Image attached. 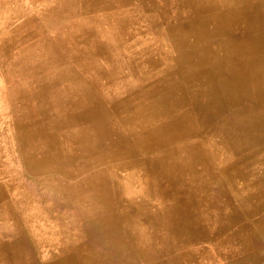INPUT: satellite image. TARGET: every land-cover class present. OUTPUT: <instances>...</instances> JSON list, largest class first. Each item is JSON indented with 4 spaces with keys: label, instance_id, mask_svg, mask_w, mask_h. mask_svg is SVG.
I'll return each mask as SVG.
<instances>
[{
    "label": "rangeland",
    "instance_id": "obj_1",
    "mask_svg": "<svg viewBox=\"0 0 264 264\" xmlns=\"http://www.w3.org/2000/svg\"><path fill=\"white\" fill-rule=\"evenodd\" d=\"M58 1L0 0V264H47L65 256L68 264H83L77 249H54L65 241L99 246L92 242V235L81 231L88 220L87 226H96L93 222L98 217L107 225L104 234L95 238L124 237L129 251H141L140 264H249L255 256L264 255V229L260 227L264 222V138L259 127L250 129L252 139L241 126L264 119V103L238 116L239 128L233 127L234 132L220 127L223 117L244 106L221 108L203 127L196 118L188 120L189 112L184 115L188 107L150 122L131 123L127 118L137 109L126 104L143 94H147L146 101L155 92L163 93L157 86L180 82L182 76L172 74L175 66L169 67L161 58H156L150 76L131 71L120 76L118 72L129 67L122 57L116 58L120 69L111 82L103 81L91 59L101 61V67L107 60L98 57L97 48L93 47L96 54L90 58L85 45L67 41L64 29H73L69 18L58 24L64 25V32L62 44L57 42L62 32L55 20L64 13L56 16L46 10ZM113 1L122 7L120 2L125 0ZM83 9L77 11L81 17ZM145 23L148 35H142L145 43H139L144 46L151 41L163 56L159 32ZM98 32L101 44L120 54L123 48L111 28L105 25ZM83 35L76 32L77 37ZM8 40L13 49L3 45ZM115 54H110L111 60L119 56ZM20 57L26 59L23 74H19ZM177 93L187 99L182 89ZM147 109L141 106L138 113L145 114ZM175 127L176 137L170 138ZM30 153H42L36 162L41 167H46L43 154L54 157L46 174H25L23 160ZM228 164H234V169L224 176ZM25 236L26 249H17L4 259L9 255L4 247ZM109 245L105 251H111ZM114 252V259L122 264L136 260Z\"/></svg>",
    "mask_w": 264,
    "mask_h": 264
},
{
    "label": "bare ground",
    "instance_id": "obj_2",
    "mask_svg": "<svg viewBox=\"0 0 264 264\" xmlns=\"http://www.w3.org/2000/svg\"><path fill=\"white\" fill-rule=\"evenodd\" d=\"M36 1L42 2L43 0H36ZM117 4H118V2H115L113 0H59L57 3H55L51 7H49L46 10V12L47 13H54L56 16L58 15L59 11H62L64 13L61 17L59 16L60 17L59 19L55 20V23H57L56 24L57 28H59L61 30L60 32H62L59 35V39H58L59 41H57L58 43L62 44L63 32L65 30L68 33L67 41L71 42L74 46L75 45H85V47L89 48L88 56L90 58L93 57L94 54H96L95 49H93V47L98 49L97 50V52L99 54L98 57H100L101 59H104V61L107 60V61H105L106 63L104 64V67H101V64H102V63H100L101 61H94V59H91V60H92V63L96 66L95 72L97 73V75L99 77H101L103 79V81L106 80V82H109L112 75L115 74L116 69L119 68L118 67L119 65H117V62H116V58H122L123 57L126 59L125 61H127L129 64L128 68L126 67L122 71L118 72V74L120 76H126L128 71H131L133 74H136V75H139L140 73H142V74L148 73L146 76H150L149 73H153L152 69L156 65V58H158V59L161 58L160 60H165V62L167 63V65L169 67H171V65H172V67L175 66L176 69L172 70L173 71L172 74L179 76V78L181 75L182 76L181 79H183V80L180 82L178 80H177V82L176 81H172L171 83L167 82L164 85L162 84V85L157 86V87H161L165 91L163 93L155 92L154 94L149 95L150 97L146 101H144L145 100L144 98L147 94H143L142 98H138V99L136 98L134 103H132L133 102L132 101L131 103L126 104V107H128L130 105L131 107H134L137 109L134 113L129 115V117L127 118V121L129 120L131 123H137V124H140L143 122H148V121L150 122V121H153V120L159 118L160 116H162L166 113L174 111L177 108L188 107V110L185 111L184 115L187 112H189V114L187 116L188 120L191 121V118H196L197 123H200L203 127V125L208 120H211L213 117H216V116H218V114H220L221 108L233 107L236 105L244 106L242 109H236V111H235V109H233V110L229 111L227 113L226 117L222 116L224 119L223 120L224 125L222 124V125H220V127L223 130H226L227 128H229L228 131L234 132L233 127L235 128L236 131L239 128V126H238V128L236 126V120H237L238 116H240L241 114H243L244 112L249 111V110H257V107L259 105H261L262 103H264V0H175V1L174 0H125V1L120 2V5L122 7H120L119 4L118 5ZM81 8L82 9L84 8L83 13H82L83 14L82 17L79 16L77 13V11ZM64 17H66L67 19L69 18L68 21H72V23H73L72 24V28H73L72 30H67L68 26L63 30L64 25H58V24L65 23V22H63ZM142 19H143V22H141ZM35 20H36V18H35ZM144 20L149 22L150 27H155L157 29V31L159 32V36H160L159 43H160V45L163 46L161 49V51L163 52V56L159 53L157 48L154 47V44L151 41H149V43L145 44L144 46H142L139 43V41H141L142 43H145V40H143V37H141V36L146 35V38H147V35H148V34H146L147 24L146 23L144 24ZM17 25H19V24H17ZM105 25L107 27L109 26V28H111V31L114 34L115 41L117 42V45H119L123 48V50L120 52V54H118V53L115 54L114 52H112V50L106 49L107 44H101V42H100L101 34L98 31L100 30V28H103V26H105ZM151 29H153V28H151ZM77 31H81V32L85 33V35L77 37L76 36ZM44 35H45V33H44ZM75 37L77 39H74ZM19 42H20V40H19ZM81 43H83V44H81ZM3 45L7 46L8 49L14 48L11 40L6 41V43H4ZM136 45L141 46V48L138 46H137L138 48H136ZM147 45H149V46H147ZM2 48H4V47H2ZM141 50H142V52H141ZM157 53H158V55H157ZM110 54H115V55H119V56H116L113 60H111ZM144 57H147V60H142V59H144ZM20 59H21L20 63H19L20 66H18V68H20L19 74L20 73L23 74V72H25V66H26V62L24 60H26V59H24L23 57L22 58L20 57ZM0 67H1V65H0ZM26 72H28V71H26ZM3 74H5V72ZM22 76H24V75H22ZM115 76H117V75H115ZM134 80H135V78H134ZM5 81H6V79H5ZM107 86H108V84H107ZM157 87H155L154 89L157 90ZM179 89L183 90V93H185L187 95V99H181L179 97V95H178L179 93H177V91ZM157 91H160V89H158ZM159 94L161 96H158ZM22 97H23V95L20 98H22ZM150 99H152V100H150ZM32 100H33V98H32ZM141 106L148 108L147 112L145 114L138 113ZM158 109H161V111H164V113L160 114V115L152 113L153 111H156ZM10 113H11V111H10ZM118 113H119V111H118ZM166 119H168V117H166ZM228 123H229V125H228ZM232 123H233V125H232ZM151 124H153V123H151ZM241 126L244 128L243 130H246L244 132L250 131V129L255 127V126L259 127L261 130V138H264V119L256 118L254 120H251L250 123H247L245 126L244 125H241ZM177 128L178 127L173 128L174 132L172 133L170 138L176 137L175 133H177V131H178ZM66 133H67V131H66ZM22 134L25 135V132H23ZM248 135L251 136L252 139H254L252 131H250L248 133ZM141 137H142V135H141ZM122 138H123V136H122ZM135 138H136V136H135ZM150 138L152 139V136ZM67 140H69V139H67ZM110 141H111V139H110ZM154 144H155V142H154ZM164 145H165V143H164ZM115 146H118V145H115ZM169 147H171V146H169ZM149 148H151V147H149ZM29 149L31 150L32 147L30 146ZM56 149H57V147H56ZM132 150L134 151V149H132ZM253 151L256 152V150H253ZM41 154L42 153L34 156L30 153V157L23 160V167L22 168H23V171L25 172V174L27 176L46 174L47 171L49 170V168L53 165V163H51V162L54 161V157H51L50 155L48 156L45 154H43V155L45 157L46 167H41L40 164H37L36 163L37 159L39 158V156ZM243 155H244V153H243ZM52 156H53V154H52ZM195 157H197V156L195 155ZM243 159H245V158H243ZM248 163H250V162H248ZM108 165L109 164H107V166ZM119 167H120V165H119ZM90 168H92V167H90ZM233 169H234V164L229 165V166H225L223 169V172L225 174L224 176H226L227 173L229 171H232ZM197 170L199 171V169H197ZM74 173L76 174V172H74ZM70 174H72V173H70ZM76 176H77V174H76ZM230 178H231V176H230ZM12 184H14V183H12ZM106 185H108V184H106ZM121 186H123V185H121ZM149 186L151 187L150 184H149ZM72 193L73 192H71V194ZM118 193H119V191H118ZM257 195H259V194H257ZM70 196H72V195H70ZM196 197H199V196H196ZM248 197H250V196H248ZM176 205L177 204H175V206ZM197 206H199V205H197ZM83 208H85V207H83ZM206 215H208V214H206ZM190 216H192V215H190ZM202 216H204V215H202ZM263 217H264V215H263ZM197 220H199V219H197ZM19 221H20V218H19ZM87 222L90 223L91 221L88 220ZM20 223H21V221H20ZM86 223H85L84 229L81 230L82 233H87V234L92 235L93 239H94L92 242L98 243L97 245H99V246H93L89 243L84 244V245L83 244L76 245L77 244L76 243L74 245L73 242L71 243L69 241H65L62 244H60L59 246H57L54 250H57V249L60 250V248H66V249H71V250L77 249L78 251L82 252L83 258H81L80 261H82L83 264H122L120 262H117L118 260L116 261L114 259V257H116V256H113V254H115L114 250H116V252L119 251V253H121V254L126 253L127 254L126 256L133 255L136 259V260L134 259L135 261H133V262L125 261V263H123V264H140L141 260L138 262L137 258H141L140 257L141 251L140 252H137V251L135 252L133 250L129 251L127 249V245H126L127 242H125V240L123 239L124 237L120 238V236L118 235L116 237L111 236L109 238H102V237L97 238V239L95 238V236L97 234L103 235L105 232V226L107 224L104 221L103 217H101V218L98 217L97 219L94 220L93 223H95L96 226H87ZM263 226H264V222H263V225H260V227L262 229H264ZM174 227H175V225H174ZM263 233H264V231H263ZM19 234H23V231L21 230V232H19ZM236 234H238V233H236ZM234 236H236V235H234ZM238 237H241V235ZM136 239H138V238H136ZM189 239H190V237H189ZM108 240L109 241L111 240V241L109 242ZM142 241H144V240H142ZM108 243H110L111 245H109ZM244 244H246V243H244ZM108 245H109L108 249L110 248L111 251H105L104 250L105 248H107ZM242 245H243V243H242ZM27 246H28V244H27L26 236L24 238H18L13 243H9L6 245V247H4L5 249H7L6 251L9 252V255L3 256V258L8 260L12 254L16 253L17 249L23 250V249H26ZM102 247H103V249H100ZM147 249H148V247H147ZM149 249H150V247H149ZM233 251L235 252V250H233ZM26 253L28 254V252H26ZM142 253H143V251H142ZM182 253H184V252H182ZM107 254H109V255H107ZM22 257H24V256H22ZM196 259H198V258H196ZM52 260L53 261H49V263H47V264H68L67 263V260H68L67 256L63 257L62 259L61 258L58 259V257H54ZM76 261H77V259H76ZM176 263H177V261H176ZM31 264H43V263L34 262ZM159 264H163V262H161Z\"/></svg>",
    "mask_w": 264,
    "mask_h": 264
},
{
    "label": "crops",
    "instance_id": "obj_3",
    "mask_svg": "<svg viewBox=\"0 0 264 264\" xmlns=\"http://www.w3.org/2000/svg\"><path fill=\"white\" fill-rule=\"evenodd\" d=\"M249 264H264V255H260L259 257L255 256V259Z\"/></svg>",
    "mask_w": 264,
    "mask_h": 264
}]
</instances>
